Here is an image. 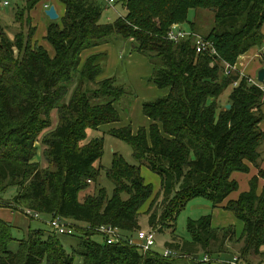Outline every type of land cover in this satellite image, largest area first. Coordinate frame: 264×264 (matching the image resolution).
<instances>
[{
  "label": "trees",
  "instance_id": "1",
  "mask_svg": "<svg viewBox=\"0 0 264 264\" xmlns=\"http://www.w3.org/2000/svg\"><path fill=\"white\" fill-rule=\"evenodd\" d=\"M27 1L16 13L20 27L28 26L27 35L19 31L11 40L0 32V193L16 188L8 206L82 223L73 234L81 248L72 252L82 256V264H212L188 257L227 253L229 242H241L243 264H250L244 257L249 254L264 261V185L257 192L263 171L251 178L248 191L224 206L244 224L237 239L232 226L213 228L211 215H205L188 223L189 239L165 243L186 257L144 253L127 241L140 230L139 211L152 193L141 176L143 165L162 183L164 213L159 218L150 214L148 222L154 226L175 220L197 197L208 198L213 207L222 204L238 188L232 174L248 172V163H257L264 144L259 127L264 90L239 72L226 74L221 61L233 65L240 54L262 45L264 0H119L125 14L108 23L101 22L105 0H60L65 14L49 20L45 36L53 56L33 41L31 11L39 0ZM199 8L214 12V26L205 38L216 54L197 53L192 37L178 42L166 38L173 23L183 24L190 10ZM109 41L129 44L130 50L146 56L152 65L148 83L168 93L141 103L148 126L105 132L126 141L137 161L130 165L114 154L105 171L114 187L108 198L96 185L103 139L87 140V130L120 121L116 104L127 110L128 99L135 97L114 76L100 77L106 52L94 49ZM53 110L57 124L42 135L50 166L41 168L31 159L38 137L51 125ZM102 225L117 228L122 242L108 244L104 236L103 242L93 240ZM11 230L10 222L0 218V264L73 263L60 238L40 230L30 231L19 249L10 251Z\"/></svg>",
  "mask_w": 264,
  "mask_h": 264
},
{
  "label": "rangeland",
  "instance_id": "2",
  "mask_svg": "<svg viewBox=\"0 0 264 264\" xmlns=\"http://www.w3.org/2000/svg\"><path fill=\"white\" fill-rule=\"evenodd\" d=\"M8 1L10 2V5L8 7L0 6V32L1 30H3L4 34L12 40L14 39L13 38L14 34L18 33L19 31L20 32L22 31L24 35H27L28 33V26L27 25L24 26L23 23L22 25L24 27H20L21 22L20 20L19 22L17 21V16H16L18 14V11H21L28 5L27 4L28 1L27 0H8ZM40 1L41 0H39L38 3ZM46 3L48 4L49 7L56 6L57 7L56 11H58L57 12L58 14H62L61 16L65 14V7H63L61 13L60 0H46ZM43 4H45V2L41 4L42 9L40 10L38 9L39 6L36 8V10H34L35 9L34 7L32 11L33 13L31 14L32 23L36 27V30L32 38L34 43L45 48L50 53V55L53 56L54 51L52 49V46L49 44V42L46 39H44L45 29H47L50 19L45 14L46 9H43ZM26 11L24 17H26L27 15ZM124 14H125V9L123 8L122 3L119 0H114L113 5L108 6L106 10L103 12L101 16V22L103 23L112 22L117 17L122 16ZM189 22H193L195 31L198 32V35L201 34L200 36L206 39L205 37L208 36L209 32L214 26L215 15L210 8H199L197 10H190L188 14V21L181 24L183 30L190 31L191 27ZM212 47L214 48L213 45ZM253 49L259 52V54L258 53L256 54L259 55L258 58L262 60L261 64L264 65V51H263L264 40H263L262 45L260 47L253 46L245 53L240 54L233 65H231L227 61L222 60L221 62L224 65L225 73H227L226 68H231L232 72H239L241 75H243L242 74L244 73L243 69L247 63L246 60L247 58L249 60V57H252L249 55L251 54L250 52ZM94 50L95 51L102 50L106 52L105 72L101 73L100 77L104 78L108 76L110 77L114 76L116 78V82L118 83L120 82L126 86H129L135 94L134 98L131 97L128 99L129 108L127 110L125 109V107L118 108L119 105L116 104V108L119 109L118 111L121 114L120 121L103 125L104 127L102 126L98 130H93V129L87 130V140L91 138H99V137L103 139V155L102 158L98 161V163H96L97 166L100 167V172L96 185L97 187L104 188L109 198L113 194L114 187L112 181L106 176L105 171L111 166L114 154H118L119 156H122L123 159L130 165H137V161L134 157L132 147L126 141L114 137L111 134L105 132H107V130L110 127H121L125 125H130L131 128L134 131H136L140 126H148L150 122L142 114L141 103L143 101L152 100L164 96L165 94L168 93V89L158 88L157 86L152 84L155 87L153 93L152 90L148 88L150 84L148 83L147 78L150 76L152 71L151 63L149 62L146 56L141 54L139 55L142 59V63L137 62L138 58H131L132 53L134 51L130 50L129 46L127 49H124L123 42L109 41L96 47ZM214 50L216 51L215 48ZM87 52L88 51L83 53L82 55L83 58L85 57V54H87ZM134 53L138 55L136 51ZM15 57L18 59L20 58L19 54H17L16 51H15ZM129 64H135V65L142 64V65L137 66L140 67V69L136 73L134 72L135 67L134 66L128 67ZM247 78L250 80L249 77ZM89 86L90 88H94L93 84H89ZM225 101H226V96L222 98L221 102L225 103ZM57 121H58V112L56 110H53L51 112L50 127L45 129L41 133L40 138L38 137L35 143V151H34L35 155L31 159V161L36 162V164H38L41 168H47L50 166L44 154L45 145L42 143V135L48 130L53 129L56 126ZM140 172H141V176L144 178L145 183L151 184L152 193L150 197L147 199L145 205L142 208H140L139 224L140 223L142 224L140 225L141 227L140 229L152 228L154 230L156 236V244L154 247L155 250L162 251L164 247H167L165 246V243L167 242H182L183 239H189L190 234L188 229V223L191 221L198 220L202 216L211 215L215 221L213 222V226H215V223L220 225L224 222H227V224L233 222V219H231L229 216L226 215V213H230V212L225 210L226 212H223L222 214L220 213L215 214V207H213L212 202L208 198L197 197L190 200L186 204V206L182 210H180L175 220L174 218H172L164 222L157 221V223L154 226H150L148 222L150 214L156 213L159 218L161 214L164 213L163 211L164 205L161 204L162 183L159 175L151 171L146 165H143L141 167ZM26 184L27 182H24L22 188H25ZM93 189H94V185H91L90 190ZM15 194H16V188L14 187H10L5 192L0 193V218H2L7 222H10V224L12 225V230H11L12 240L8 245V249L10 251H17L19 249V241L27 238L28 233L32 230H40L45 233L53 234L49 229V221L51 219L50 215L40 214L38 215V218H34L35 214L28 215L26 214V211L13 209L8 206L9 205L8 202H10L9 200L12 199ZM121 197L123 199H126L128 198V195L122 193ZM152 204L153 207L151 208L150 213H148L147 210L150 209ZM75 224L79 227L84 226L82 223H75ZM239 225L240 223H238V226ZM135 235L136 234H134L133 237H135ZM57 236L60 238L67 253L71 254L74 257L72 264H82L83 263L82 256L78 254L75 255L72 254L73 250L81 248L80 238L77 236H68V235H57ZM92 239L98 242L104 241L102 235H93ZM226 245H228L229 252L220 253V254L212 253V255L216 258H223L222 256L240 257L241 244L239 242L238 243L229 242ZM244 257L250 264H255L256 260L255 261L253 260L254 259L253 255L249 254ZM41 264H47L46 260H43Z\"/></svg>",
  "mask_w": 264,
  "mask_h": 264
},
{
  "label": "built area",
  "instance_id": "3",
  "mask_svg": "<svg viewBox=\"0 0 264 264\" xmlns=\"http://www.w3.org/2000/svg\"><path fill=\"white\" fill-rule=\"evenodd\" d=\"M108 6H112L114 0H105ZM10 2L8 0H0L1 7H8ZM187 37H192L194 40V47L197 53H201L209 50L210 52L216 54V51L212 47L209 40L204 39L202 36L192 32L185 31L180 23H173L166 35V38L169 41L178 42ZM230 67V66H229ZM226 74L231 72V68H226ZM253 84L259 85L261 83L249 80ZM26 214L30 215L29 211H26ZM35 218H38V214H35ZM49 229L55 235H68L73 236L77 232V227L72 222L61 218L60 216H51L49 221ZM98 233L104 236L106 243H119L122 242V236L117 228L112 226H99L95 229ZM135 237H130L127 239L130 245H134L139 248L142 252L147 253L155 251L156 236L152 228L149 229H140L135 233ZM164 257H186V255H181L179 252L170 247H164L162 251H159ZM189 259H194L195 261L202 262H211L212 264H243L239 256H231L228 258H216L213 255L204 254L203 256H191Z\"/></svg>",
  "mask_w": 264,
  "mask_h": 264
},
{
  "label": "crops",
  "instance_id": "4",
  "mask_svg": "<svg viewBox=\"0 0 264 264\" xmlns=\"http://www.w3.org/2000/svg\"><path fill=\"white\" fill-rule=\"evenodd\" d=\"M43 2H45V4H43V9L49 8L48 4L46 3V0H41L39 3L37 2L38 4L36 3L34 10H36V8L38 6H39L38 7L39 10L42 9L41 8V6H42L41 4ZM62 5L63 4L60 3L61 13H62V10H63V7H64V5L63 6ZM56 8L57 7L55 6V9ZM32 11H31V14L33 13ZM58 15L60 17L62 14H58ZM262 32L264 34V24L262 26ZM44 34H45L44 35V37H45L46 36V29H45V33ZM128 46H129V44H125L124 45V49H127ZM250 53L251 54L249 56H252V57H249V60L247 58V60H246L247 63L244 66V69H243L244 73H242V74L245 75V76H247V77H249L250 79H252L254 81H257V71L262 66H264V65L261 64L262 63V60H260L258 58L259 57V55H258L259 52L258 51H256L255 49H253V50H251ZM256 53H258V54H256ZM131 58H138L137 59V62L142 63V59H141V57H140L139 54L136 55L133 52ZM134 63H135V61H134ZM138 65L141 66L142 64H138ZM138 65L137 64L136 65L135 64H129L128 67L134 66L135 67L134 72L137 73L139 71V69H140V67H137ZM127 70H128V68H127ZM261 87L264 90V83L261 84ZM148 88H150V90H152V92L154 93V90H155L154 88L155 87L152 84H150ZM262 112L264 114V102L262 104ZM259 127H260L261 131L264 134V117L261 120V122L259 124ZM259 153H260V157L257 160V163L256 164L255 163H250V162L248 163V166H249V171L248 172H235V173L232 174V178L235 179L237 181V183H238L237 190L231 192L229 194V196L224 200V202L222 204H220V205H218V206L215 207V214H217V213L222 214L223 212H226V211L230 212V213H226V215L229 216L231 219H233V222L232 223H229V224H227V222H224V223H222L220 225H218V224L215 223V226H213V222H215V221H214L213 218H211V226L213 228L233 226V228L235 230V237H236V239L241 235L242 230H243V227H244V224H243V222L241 220L237 219L231 211L224 209V206H225V204H226L227 201H229V200H236L241 193L248 191L249 190V187H250V180H251V178L254 177V176H258L259 175V171H263L264 172V144L259 147ZM238 173H241V174H238ZM263 185H264V178L263 177H259V179H258V187H257V192L258 193L261 192V190L263 188ZM238 223H240L239 226H238ZM140 225H142V224L140 223ZM238 227H239V229H238ZM239 243L241 244V242H239ZM261 251H264V245L261 247ZM222 257L223 258H228V257H231V256H222ZM253 257H254L253 260L254 261L256 260L255 264H260V263L261 264H264V261H262V259H260L259 257H257V256H253Z\"/></svg>",
  "mask_w": 264,
  "mask_h": 264
},
{
  "label": "water",
  "instance_id": "5",
  "mask_svg": "<svg viewBox=\"0 0 264 264\" xmlns=\"http://www.w3.org/2000/svg\"><path fill=\"white\" fill-rule=\"evenodd\" d=\"M45 14L50 20H56L58 19L59 15L55 9L54 6H50L48 9L45 10ZM257 81L259 83H264V66H262L258 71H257ZM227 108L230 107L229 104L226 105Z\"/></svg>",
  "mask_w": 264,
  "mask_h": 264
}]
</instances>
